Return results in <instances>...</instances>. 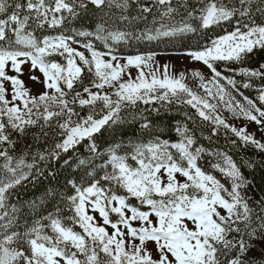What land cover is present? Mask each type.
I'll return each instance as SVG.
<instances>
[{
  "label": "snow or ice",
  "instance_id": "snow-or-ice-1",
  "mask_svg": "<svg viewBox=\"0 0 264 264\" xmlns=\"http://www.w3.org/2000/svg\"><path fill=\"white\" fill-rule=\"evenodd\" d=\"M0 264H264V0H0Z\"/></svg>",
  "mask_w": 264,
  "mask_h": 264
}]
</instances>
